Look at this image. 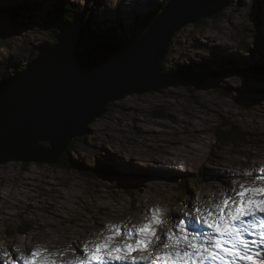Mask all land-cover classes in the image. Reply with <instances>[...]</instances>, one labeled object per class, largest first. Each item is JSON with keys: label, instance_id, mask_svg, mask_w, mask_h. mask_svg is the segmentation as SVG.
Returning <instances> with one entry per match:
<instances>
[{"label": "rangeland", "instance_id": "1", "mask_svg": "<svg viewBox=\"0 0 264 264\" xmlns=\"http://www.w3.org/2000/svg\"><path fill=\"white\" fill-rule=\"evenodd\" d=\"M53 1L75 10L86 0ZM165 1L94 0L90 25L103 33L116 21L118 37L113 38L128 41L146 27L140 23L146 15L158 16ZM25 4L26 12L18 9ZM0 5L16 6V13L27 17L15 29L18 35L0 36L2 82L25 69L53 40L42 27L45 12L52 10L49 0H0ZM171 41L164 67L197 69V63L208 60V70L188 90L174 86L118 100L89 125L90 133L71 148L70 159L90 168L104 164L109 172L93 177L58 164L0 165V264H23L19 255L38 246L71 252L110 223L131 227L139 218L144 222L156 207L165 213L160 233L175 231L174 220L194 219L197 207L219 202L217 193L247 182L245 171L258 181L256 164L264 163V97L257 92L264 81L248 80L245 74L264 66V0H231L217 16L180 28ZM240 43L248 50L238 51ZM230 129L233 138L223 146L216 132L222 137ZM28 225L30 231L19 233Z\"/></svg>", "mask_w": 264, "mask_h": 264}, {"label": "water", "instance_id": "2", "mask_svg": "<svg viewBox=\"0 0 264 264\" xmlns=\"http://www.w3.org/2000/svg\"><path fill=\"white\" fill-rule=\"evenodd\" d=\"M93 1L86 0L69 23L51 26L52 46H41L25 69L0 82V165H57L70 143L88 135L89 125L109 104L129 95L194 86L163 72L171 38L183 26L217 16L229 4L168 0L139 37L100 43L84 30ZM17 26L6 23L0 36L18 35ZM262 67L246 69L247 79L264 81ZM257 95L264 97V89Z\"/></svg>", "mask_w": 264, "mask_h": 264}, {"label": "snow or ice", "instance_id": "3", "mask_svg": "<svg viewBox=\"0 0 264 264\" xmlns=\"http://www.w3.org/2000/svg\"><path fill=\"white\" fill-rule=\"evenodd\" d=\"M259 172L257 181L245 171L247 182L221 191L218 203L197 207L194 219L190 215L180 219L175 231L163 236L159 229L165 213L156 207L144 222L131 227L110 223L71 252L38 246L21 254L20 260L23 264H264V252L259 251L264 248V167ZM201 226L211 233H203Z\"/></svg>", "mask_w": 264, "mask_h": 264}, {"label": "trees", "instance_id": "4", "mask_svg": "<svg viewBox=\"0 0 264 264\" xmlns=\"http://www.w3.org/2000/svg\"><path fill=\"white\" fill-rule=\"evenodd\" d=\"M168 0H166L164 2V4L160 7L159 11L156 13L159 14L160 13V10L161 8H163L166 3H167ZM229 2L231 0H228ZM51 6H52V10L51 11H48V12H45V18H44V25L47 28V31L48 32V35L50 36V38L54 41V38L52 37V35L50 34V28L51 26L53 25H57V24H63V23H69L70 21H72V18L73 16L78 13L79 11H81V9H75V10H70L68 8H66L64 6V4L62 2H54L52 0H49ZM43 7V6H41ZM65 7V8H64ZM17 8L18 7H13V8H10V7H5V6H1L0 5V30H2L4 28V26L6 25V23H13V24H16V25H20L22 23H27V17L25 16H22L20 15V13H16L17 11ZM24 8H29V5L25 4V5H22L21 8H18V9H21L22 12H26L27 10L24 9ZM72 8V7H71ZM48 10V9H47ZM70 10V11H69ZM68 12V13H67ZM91 11L89 12V14L87 15V21L84 25V30L86 29L88 31V34L89 32L91 34H94V39L92 38L91 41H98L100 43H117L121 40H124L123 38H119L121 40H118L116 37L113 38V36H117L114 32H115V29L116 27H119L118 23L115 21V23L113 25H110V26H106V31H104L103 33H101L100 31L96 30L98 29V26L96 27L93 22H92V26H93V29H92V26L90 25L91 24ZM154 15V14H153ZM41 16V15H40ZM146 15L141 21L140 23H146V27H144L143 31L141 33H139V35L137 37H139L140 35H142V33H144V31L146 30L148 24L150 23V20L153 18L152 15L148 16ZM90 18V20H89ZM202 21V20H200ZM114 22V21H113ZM25 23V24H26ZM202 23V22H201ZM105 25H103L104 27ZM98 31V32H97ZM118 37V36H117ZM172 42V41H171ZM0 44H2L1 47H3V43L1 42ZM171 45V44H170ZM170 47L167 49V51H169ZM237 50L238 51H241V52H245L248 50L247 46L244 45V43H240L239 47H237ZM214 62H217L215 59H213ZM208 60H203L202 63H197L196 66H197V69H194L193 67V70H191L190 68H183V67H179L178 65H175L173 67H164L165 64H164V60H163V63H162V67H163V72L164 73H171L173 75H176L184 80H186L187 82H189L190 84H195V82L199 79L198 77H201L202 72H205L207 71L208 69H206V62ZM228 66L230 68H233L234 66V63L230 60H226L225 61ZM198 71V72H197ZM195 75H199V76H195ZM195 86V85H194ZM192 87H187L186 89H190ZM192 91V89H191ZM111 106V104L108 105V107ZM107 107V108H108ZM159 116L163 117V113H161ZM234 130L230 129V130H227V131H222L221 136L219 135V133L216 132V136H217V141L221 144H223V146H227L230 142H231V138L232 137V132ZM234 135V134H233ZM235 136L239 137L240 139L243 138L242 135H238V134H235ZM79 142L80 139L77 138V139H74L70 145L68 146L67 148V152L62 156L60 162L58 163V165L66 168V169H76L77 172L83 174V175H88V176H97L99 175L101 172L103 173H107L109 172V170L104 166V164H100V163H96V167L94 168H90L84 164H79L77 162H72L71 159H70V156L69 154L71 153L72 151V147L75 145L76 142ZM42 146L44 147H47L46 144H42ZM30 229H32V225H28L26 228L24 229H20L19 233L21 234H26L28 231H30Z\"/></svg>", "mask_w": 264, "mask_h": 264}, {"label": "bare ground", "instance_id": "5", "mask_svg": "<svg viewBox=\"0 0 264 264\" xmlns=\"http://www.w3.org/2000/svg\"><path fill=\"white\" fill-rule=\"evenodd\" d=\"M53 1V0H52ZM162 9V8H161ZM161 11V10H160ZM262 159V158H261ZM264 160V159H263ZM258 163V162H257ZM182 164V163H181ZM257 165V167H264V163L263 162H259L258 164H256ZM259 165V166H258ZM216 196H219V193H217V195ZM1 198V197H0ZM207 200H209V201H217L218 199L217 198H214V197H205ZM1 200V199H0ZM212 206H208V207H204V208H211ZM201 208H203V207H201ZM55 210V209H54ZM55 212V211H54ZM187 215V214H186ZM130 216V215H129ZM138 218V217H137ZM143 219V218H142ZM137 220H140V222H141V219L139 218V219H137ZM144 220V219H143ZM179 221L180 220H174V223H175V226L179 223ZM190 221V220H189ZM138 222V221H137ZM139 222V223H140ZM191 222V221H190ZM134 223V222H133ZM133 225V224H132ZM202 227V226H201ZM167 233V232H166ZM210 233H211V231H210ZM162 236H163V233H162ZM202 239H203V236L201 237ZM80 239V238H79ZM76 243V242H75ZM12 247H16V245H11V247H10V249L12 248ZM2 249V246H0V250ZM264 249V248H263ZM14 254V253H13ZM30 254V253H29ZM20 256L21 255H19V257H18V259H19V261L21 262V263H23L21 260H20Z\"/></svg>", "mask_w": 264, "mask_h": 264}]
</instances>
